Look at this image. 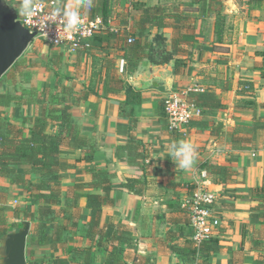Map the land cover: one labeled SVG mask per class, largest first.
Segmentation results:
<instances>
[{
	"label": "crops",
	"instance_id": "0c3cea01",
	"mask_svg": "<svg viewBox=\"0 0 264 264\" xmlns=\"http://www.w3.org/2000/svg\"><path fill=\"white\" fill-rule=\"evenodd\" d=\"M6 1L18 15L22 0ZM47 1L64 8L79 6L84 19L92 11L94 19L102 21L101 29L90 39L89 49L73 53L33 41L21 65L0 80V114L23 127L24 137L30 136L31 120L40 116L51 95L66 88L73 92L67 102L72 104L73 136L58 155V180L49 185L59 190L49 200L32 204L19 180L0 178V233L17 232L29 223L27 264H87L86 254L88 264H105L112 245L122 248L127 264H264V210L252 211L258 203L251 200L252 190L264 180V78L258 54L264 49V0H217L221 7L205 12L196 0H92L90 8L80 0ZM134 3L154 11L141 16ZM143 17L149 34L142 43L173 56L160 64L173 76L171 92L192 88L197 91L188 94L189 102L196 98L202 103L201 94L222 105L203 108L204 114L185 132L167 128L162 104L169 93L162 87L136 90L131 85L148 62L128 68L123 47ZM174 27L187 33L179 53L171 44L178 37ZM157 34L164 38L158 45ZM111 82H116L113 88ZM240 83L251 84L252 94H238ZM127 86L139 93L138 102L132 96L133 102L128 101ZM80 137L85 138L82 146L75 141ZM180 141L196 149L192 169L179 168L170 154V146ZM87 148L95 149L91 157L84 152ZM211 166L229 169L235 182L216 183ZM98 169L111 175L108 191L87 186ZM16 173L33 184L41 181L29 166H18ZM200 181L216 196L213 214L220 225L208 239L209 251L183 260L179 254L186 258L194 246L180 205ZM88 195H107L114 201L101 206L100 226L113 227L115 240L103 241L100 251L98 237L87 236ZM40 207L52 211L41 242L36 234ZM118 227L129 236L118 238Z\"/></svg>",
	"mask_w": 264,
	"mask_h": 264
},
{
	"label": "trees",
	"instance_id": "16d2710c",
	"mask_svg": "<svg viewBox=\"0 0 264 264\" xmlns=\"http://www.w3.org/2000/svg\"><path fill=\"white\" fill-rule=\"evenodd\" d=\"M196 2L199 4L202 12L213 9L217 11L216 8L221 7L217 0H196ZM133 7L134 9L141 11V16H147L151 10L154 11L153 8L146 7L144 4L139 3H134ZM101 18L102 20H105L104 16ZM143 18L144 19H142V22H140L138 29L130 32L127 38V44L123 47V58L126 61L128 68L132 70L136 69L140 62L144 59L157 64H167L173 59V56L171 54L165 53L164 49L158 52L152 44L147 42L142 43V37L149 34L145 27V23L148 21L145 17ZM89 19H94L92 11L90 12ZM156 26H158V28L162 27L160 23H156ZM174 29L178 37L172 38V49L179 53V46L182 44L183 38H185L187 33H183L182 29L179 27H174ZM128 40H130V42ZM163 40L164 38L161 35L157 34L154 37V41L157 43V45L159 41ZM258 54L262 56L263 59L261 76L264 78V49ZM22 56L16 60L13 66L0 78V80L8 77L9 72L16 70V67L21 65L23 60ZM175 64L176 69L178 70L180 61L177 60ZM115 84L116 82L110 83L112 88L115 86ZM110 85H108V89H111L109 88ZM125 92L129 102H133V100H129L131 96L135 102H138V92H135L129 86L126 87ZM72 94L73 92L66 88L61 94L51 95L50 100H47L42 105L40 116H35L31 120L32 127L29 137H24L25 129L23 127L20 128L17 124L11 123L10 121L4 119V117L0 114V178L19 180L18 182L24 186L25 192L28 195V200L32 204H37L40 200H49L53 194H56L59 190L57 186L52 187L49 185L51 182L56 183L58 180V171L62 168V165L58 160V155L63 148L69 145L70 139L73 136V133L70 132L72 130V126L70 124V110L72 104L67 103ZM238 94H252L251 84L240 83V90H238ZM85 96V93H83L82 99L85 98ZM198 98L204 99L203 102H199V100H196V98L190 102L201 110L202 115L204 114L203 108L217 109L222 107V105H220L217 100H213V97L210 95L199 94ZM164 118L166 119L165 113ZM165 121L167 122V119ZM56 127H58V130L53 132ZM167 128L169 129L168 123ZM75 141L76 145L82 146L81 141L84 143L85 138L80 137V142H78L76 139ZM94 151L95 149L93 148L84 149V152L86 155H88V157H91L94 154ZM20 165L29 166L32 173L38 174L41 180L40 183L33 184L29 180H22L21 175L16 173V168H18ZM143 167L145 166L143 165ZM209 168L211 169V173L213 175L218 176V178L215 179L216 183L226 185L227 183L235 182L233 179L234 173L229 169L218 166H211ZM92 176L93 181L87 185L88 187L108 191L111 186V175L108 171L99 169L94 170L92 172ZM130 183L136 184L137 181L134 182L133 180H130ZM128 189L133 191L131 184L128 185ZM134 190L141 192V190H137L135 188ZM251 200L258 203L257 207H254L252 211L264 210V180L261 187L252 190ZM87 203L89 209L91 210V222L88 225L87 236L91 240H94L96 236L98 237L96 247L97 250L100 251L102 249L101 245L103 241L109 239V242L111 243L115 240L111 235L114 232L113 227L105 229L106 226H100V215L102 213L101 206L113 205L114 201L107 195H88ZM39 209L38 215H40L42 219L38 221L36 234L38 241L41 242L45 239V228L48 222L51 220L49 215L52 211L51 209H45L44 207H40ZM43 210H49L50 212L44 213ZM1 220L2 219L0 217V221ZM116 230L119 232L118 238L120 239L122 237L129 236L128 231L124 230L122 227H118ZM5 235H7L6 230L0 233V239ZM208 242L209 240L207 239L201 242L198 246H195V244L192 242L194 247L186 252V258L178 253L179 258H182L183 260H190L189 256L193 257L198 253L202 254V252L205 254V252L210 250L207 246ZM87 252L89 253L90 251L87 250ZM122 254L123 251L121 247H114L112 245L109 255L105 260V264H127L125 261H123ZM88 259L89 255L86 254L85 261L87 264Z\"/></svg>",
	"mask_w": 264,
	"mask_h": 264
},
{
	"label": "built area",
	"instance_id": "2783aa9c",
	"mask_svg": "<svg viewBox=\"0 0 264 264\" xmlns=\"http://www.w3.org/2000/svg\"><path fill=\"white\" fill-rule=\"evenodd\" d=\"M35 11L39 14L36 23L43 24L47 14L55 6L54 1L33 0ZM18 21L30 33L34 32L36 37L45 44L60 48L65 52L73 53L80 49H89L90 39L101 29L100 19H80V25L75 32H66L62 23L49 25L46 29L47 35L38 30L33 23L26 22L18 16ZM130 42V40H128ZM197 90L187 88L182 91L171 92L163 100L164 113L169 129L177 132H185L189 123L202 116L201 110L187 100L191 92ZM206 178V172L201 175ZM216 196L205 187V182L200 181L189 196L183 199L180 207L186 213L189 226L192 229L191 240L198 246L201 242L211 238L218 229L220 222L213 214Z\"/></svg>",
	"mask_w": 264,
	"mask_h": 264
},
{
	"label": "water",
	"instance_id": "95a60500",
	"mask_svg": "<svg viewBox=\"0 0 264 264\" xmlns=\"http://www.w3.org/2000/svg\"><path fill=\"white\" fill-rule=\"evenodd\" d=\"M16 10L6 0H0V78L13 66L17 59L27 50L36 38L34 32L22 26L17 19ZM147 67L141 71L140 77L131 81L136 90L162 87L171 93L173 76L166 66L147 60ZM144 83L145 85H142ZM29 223L24 222L17 232L5 235L0 239V257L2 264H27L26 239L29 234Z\"/></svg>",
	"mask_w": 264,
	"mask_h": 264
},
{
	"label": "clouds",
	"instance_id": "9594fccd",
	"mask_svg": "<svg viewBox=\"0 0 264 264\" xmlns=\"http://www.w3.org/2000/svg\"><path fill=\"white\" fill-rule=\"evenodd\" d=\"M80 5L87 7L92 6V0H80ZM18 15L26 22L35 24L36 28L45 35H47L46 29L49 25L55 23H62L66 32H75L78 30L80 25V12L79 6L77 8L54 6L51 11L47 14V19L43 24L36 23L38 13L35 11V5L33 0H22L18 7ZM170 154L175 160L176 165L181 169H192L197 158V152L194 146L186 141H180L173 143L170 146ZM3 257H0V264H2Z\"/></svg>",
	"mask_w": 264,
	"mask_h": 264
},
{
	"label": "rangeland",
	"instance_id": "374dc122",
	"mask_svg": "<svg viewBox=\"0 0 264 264\" xmlns=\"http://www.w3.org/2000/svg\"><path fill=\"white\" fill-rule=\"evenodd\" d=\"M37 40H41V39H39V38L36 37L33 41L35 42V41H37ZM33 41H32V42H33ZM41 41H42V40H41ZM32 42H31V43H32ZM31 43H30V44H31Z\"/></svg>",
	"mask_w": 264,
	"mask_h": 264
}]
</instances>
